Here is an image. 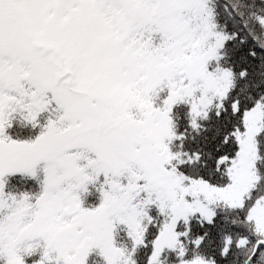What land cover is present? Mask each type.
Instances as JSON below:
<instances>
[{
	"label": "snow or ice",
	"instance_id": "6c2138e0",
	"mask_svg": "<svg viewBox=\"0 0 264 264\" xmlns=\"http://www.w3.org/2000/svg\"><path fill=\"white\" fill-rule=\"evenodd\" d=\"M0 264H264V0H0Z\"/></svg>",
	"mask_w": 264,
	"mask_h": 264
}]
</instances>
